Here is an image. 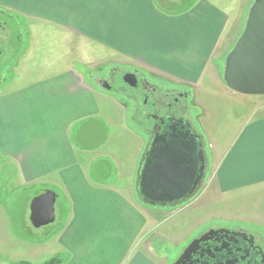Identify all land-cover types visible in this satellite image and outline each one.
<instances>
[{
  "label": "crops",
  "instance_id": "obj_1",
  "mask_svg": "<svg viewBox=\"0 0 264 264\" xmlns=\"http://www.w3.org/2000/svg\"><path fill=\"white\" fill-rule=\"evenodd\" d=\"M251 2L0 0V12L26 21L29 44L46 23L52 29L43 31L64 47L63 61H53L58 66L51 74L0 77V251H5L0 264H42L60 254L62 264H155L160 256L147 242L154 231L140 234L147 211L156 208L142 204L135 193L146 137L134 125L127 100L94 81L99 72L90 70L91 44L121 63L197 88L205 76L211 78L210 70L221 72ZM236 21L242 28L228 41ZM74 39L83 43L79 60ZM259 110L220 158L213 180L222 194L264 186V112ZM96 123L107 128L100 141L94 140ZM46 189L56 194L52 223L57 213L61 219L48 235L29 219L31 199ZM13 223L28 237L14 233Z\"/></svg>",
  "mask_w": 264,
  "mask_h": 264
},
{
  "label": "rangeland",
  "instance_id": "obj_2",
  "mask_svg": "<svg viewBox=\"0 0 264 264\" xmlns=\"http://www.w3.org/2000/svg\"><path fill=\"white\" fill-rule=\"evenodd\" d=\"M232 28L228 41H231L232 37L236 38L240 32L242 28L241 21H236ZM35 29L36 27L33 28V30ZM37 29L41 31L36 38L31 39L29 44L28 39L30 37L26 36V21L21 19L19 15L11 14L9 16L7 13L3 14L0 12V77L5 76L8 79L12 77H40L41 75L54 72L53 70L58 65H54L53 61H58L61 64L64 47H61L59 43H56L55 38L43 31L44 29H52V26L41 23ZM21 33H24V36H16ZM35 41L36 44L34 43ZM72 43L76 47L75 50L80 51L79 54H75L77 60L84 58L82 56L83 43L77 39L72 40ZM94 46V42H92L91 49L93 47V52L90 53L92 59L90 70L93 73L99 72L101 75L107 76L108 72L115 70L116 80L118 83H122V74L137 68L138 73L145 75L147 80L152 83L175 88L176 91L183 89L191 91L192 99L197 108V113L195 114L197 122L195 121L194 126L199 133L204 135V150L208 160L206 174L198 191L184 202L174 206L156 208L153 212L148 209L150 211H147L146 215L147 224L142 230L140 237L146 235L147 230L150 231L149 234L154 231L147 242H150L152 249L154 247L156 254L158 252V256H160V258L154 259L155 255H149L155 260V264H172L185 245H188L195 237L210 228H244L245 230H251L264 252V186L234 190L222 194L215 189L213 180L221 156L230 146L241 125L254 115L257 109H260L259 106L264 107V95H241L228 90L222 80V69L219 74L214 70H210L211 78L207 81L205 76L200 84L201 86L195 88L166 80L152 74L150 70H145L136 65L133 67L131 62H127V60L121 63L120 59L115 57V54H104L103 47ZM21 49H23V54L17 58L16 51ZM22 60L24 61L22 62ZM17 62L18 64L19 62L23 64L19 65L18 69L17 67H15L16 69L14 67L11 68V65ZM119 62L120 65H116ZM126 88L130 89L128 86ZM119 97L125 99L122 96ZM123 102L130 107L131 103ZM109 109L112 110L113 107L109 106ZM259 111L261 113L264 112L262 110ZM138 120L135 119L133 123L141 131V127L136 125ZM140 120L145 122L144 117L140 118ZM104 125L99 123L93 125L97 130L94 140H101L105 129L107 131V128H103ZM143 144L142 153L144 150ZM34 188L37 189L35 186ZM14 203L16 205L15 211L18 212L20 208L19 199H15ZM59 217L60 214L57 213L55 223L42 227L45 235L52 233L58 228L60 225L58 222L61 220ZM148 227L150 228L147 229ZM12 230L22 237H28L20 231L16 223H13ZM0 255L4 256L5 251H0ZM63 255L56 256L60 257L63 262L65 258ZM8 257L9 255H6V258Z\"/></svg>",
  "mask_w": 264,
  "mask_h": 264
},
{
  "label": "water",
  "instance_id": "obj_3",
  "mask_svg": "<svg viewBox=\"0 0 264 264\" xmlns=\"http://www.w3.org/2000/svg\"><path fill=\"white\" fill-rule=\"evenodd\" d=\"M222 80L227 89L241 95H264V0H253L243 29L226 54ZM123 81L135 86L134 73ZM207 159L202 137L183 119L161 118L146 143L135 180L138 199L147 205L179 204L198 191ZM56 194L46 189L29 204L30 223L39 228L55 219ZM264 264V254L249 232L228 228L209 229L193 239L173 264Z\"/></svg>",
  "mask_w": 264,
  "mask_h": 264
},
{
  "label": "flooded vegetation",
  "instance_id": "obj_4",
  "mask_svg": "<svg viewBox=\"0 0 264 264\" xmlns=\"http://www.w3.org/2000/svg\"><path fill=\"white\" fill-rule=\"evenodd\" d=\"M126 72L134 73L136 77L135 86L131 87L123 81V75ZM126 72L122 74V80H121L122 83H118V81L116 80L115 70L113 72H108L107 76L98 73L97 75H95V77H93V79L102 88H105L112 94L122 96L127 100V103L128 102L131 103L130 110L134 116V120L139 119L136 125L138 127L139 126L141 127L142 129L141 131L145 134L147 142L148 140H150L151 136L154 134V132L160 125L161 118L163 117L183 119L184 121H187L191 125L192 129L197 134L200 135V133L196 130L194 126L195 121L197 122V118H195V114L197 113V108L194 104V100L192 99L191 91H188L187 89L176 91L175 88H168L165 85L161 86L157 83H152L147 80L145 75L139 74L137 68H133V70L131 71L128 70ZM182 85L187 86L186 84H182ZM126 86H128L131 90L130 89L128 90ZM142 117H144L145 122H142L140 120V118ZM144 146H146V143H144ZM205 174H206V168L204 175ZM210 229H217V228H210ZM207 230H205L204 232H206ZM232 230L249 232L252 235L254 242L261 248V246L256 241L255 235L251 230L248 229L245 230L244 228L243 229L238 228ZM204 232H202L200 235H202ZM200 235L195 237V239L198 238ZM261 251L263 252L262 248ZM211 264H227V263L214 262Z\"/></svg>",
  "mask_w": 264,
  "mask_h": 264
},
{
  "label": "trees",
  "instance_id": "obj_5",
  "mask_svg": "<svg viewBox=\"0 0 264 264\" xmlns=\"http://www.w3.org/2000/svg\"><path fill=\"white\" fill-rule=\"evenodd\" d=\"M13 264H30V263L26 261H20V262H15ZM42 264H62V259L60 257L54 256L44 261Z\"/></svg>",
  "mask_w": 264,
  "mask_h": 264
}]
</instances>
